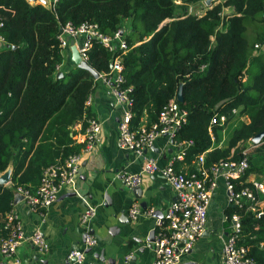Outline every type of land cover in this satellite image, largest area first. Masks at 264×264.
<instances>
[{
  "label": "trees",
  "instance_id": "1",
  "mask_svg": "<svg viewBox=\"0 0 264 264\" xmlns=\"http://www.w3.org/2000/svg\"><path fill=\"white\" fill-rule=\"evenodd\" d=\"M204 1L0 0V174L12 166L11 185L0 184V238L10 235L5 215L16 189L35 190L44 168L79 153L72 127L83 130L94 117L85 102L97 81L77 65L61 68L58 35L67 23L92 22L105 35L123 29L122 85L130 88L132 129L156 122L181 88L177 101L188 114L174 140L191 141L187 163L201 153L206 168L237 160L264 131V0H212L203 7ZM201 5L203 13L192 11ZM88 54L97 73L109 71L114 54L98 41ZM221 115L224 128L210 123ZM248 164L244 176L231 179L236 189L249 185V175L264 182V137ZM225 212L239 214L238 243L264 264V214L233 205Z\"/></svg>",
  "mask_w": 264,
  "mask_h": 264
},
{
  "label": "built area",
  "instance_id": "2",
  "mask_svg": "<svg viewBox=\"0 0 264 264\" xmlns=\"http://www.w3.org/2000/svg\"><path fill=\"white\" fill-rule=\"evenodd\" d=\"M55 1V0H52ZM58 40L61 50L67 49L70 40L76 42V47L82 61L87 62L89 50L94 40L98 41L113 58L108 72L98 73V79L110 85V94L115 104L121 108L122 114L117 125V142L120 148L135 152L144 157L141 172L133 173L127 169L118 171L117 176L127 188L138 186L142 182V174L153 175L160 172L167 184L174 192V200L168 205L161 218H156L154 224V241L152 243L154 259L151 264H179L183 256L188 254L196 240L203 234L207 221V210L213 193L218 187V179L222 178L229 198V205L243 207L250 210L256 217L264 214V182L257 180L253 175L246 178L247 186L236 189L231 179L245 175L248 164V155L256 144L252 138L241 149L240 158L222 160L209 168L204 166V154H199L194 160L195 169L190 173H183L175 169L174 161L185 157V147L191 141H175V133L187 120V110L179 105L175 99L170 100L160 111L156 122L141 124L136 129L131 128L132 113L131 100L128 92L130 88L124 87L121 66V53L126 50L123 40V29H118L113 35H105L92 22H83L74 27L71 24L61 26ZM91 96L85 102L90 106ZM226 117L211 119V124H218L224 128ZM101 122L96 118L88 120L77 140L82 145L79 153L66 157L44 168L35 190L17 188L15 194H21L24 204L31 210L46 209L58 199L63 189H77L76 178L79 174L80 161L83 153L92 151L96 138L101 131ZM159 137H165L176 147V154L169 162L160 167L152 157H145V151L152 147ZM213 138V137H212ZM242 147V144L240 145ZM154 209H142L136 200L130 205L127 215L135 220L139 215H152ZM97 213L94 205L86 204L80 215L84 226L91 223ZM6 226L10 228L7 238H0V264H25L17 255V249L23 242H30L39 252L48 250V243L39 228L31 234H26L18 214L12 208L6 215ZM229 221L230 232L224 240L222 248V264H256L249 255V248L239 244L238 240L242 230L240 216L232 213L226 216ZM97 243L95 236L85 231V245L92 248ZM69 259L81 264L85 258L84 250L72 249L68 253ZM130 255L126 257L129 259Z\"/></svg>",
  "mask_w": 264,
  "mask_h": 264
},
{
  "label": "crops",
  "instance_id": "3",
  "mask_svg": "<svg viewBox=\"0 0 264 264\" xmlns=\"http://www.w3.org/2000/svg\"><path fill=\"white\" fill-rule=\"evenodd\" d=\"M37 2L49 5L50 0L30 3ZM3 47L0 38V50ZM64 50L62 69L75 65L71 60L70 43ZM95 80L97 82L90 95L89 107L94 118L102 125L92 151L81 156L75 185L77 195L73 194L72 188L63 189L50 207L36 211H31L22 199L13 202V209L26 234L39 228L48 243V250L41 253L30 242H23L17 249V255L25 264H77L74 259L67 257L72 249L84 250L85 258L81 264H151L154 259L153 246L147 238L152 231L155 235V220L162 217L174 200V192L160 172L153 175L142 174L139 199L118 178L117 173L121 169L140 173L144 157L119 147L117 125L122 110L110 94V85L98 78ZM243 120L247 121V118L243 117ZM72 130L75 134L70 135L79 144L77 140L82 132L80 125L76 124ZM176 151V147L167 138L159 137L145 151V157L154 158L163 167ZM174 167L180 172L190 173L195 169L192 167L196 166L193 161L187 163L182 159L175 160ZM7 170L9 180L3 184L5 186L11 185L12 166L5 171ZM136 200L146 203V207L142 208L144 210L153 208V214H142L135 220H130L127 211ZM86 204L96 206L97 213L91 223L84 226L80 215ZM229 206L224 181L219 178L218 187L208 206L205 230L179 264H222V248L225 237L230 232L229 221L225 220L228 216L225 209ZM87 230L97 240L92 248L85 245ZM128 255L130 258L126 259Z\"/></svg>",
  "mask_w": 264,
  "mask_h": 264
},
{
  "label": "water",
  "instance_id": "4",
  "mask_svg": "<svg viewBox=\"0 0 264 264\" xmlns=\"http://www.w3.org/2000/svg\"><path fill=\"white\" fill-rule=\"evenodd\" d=\"M27 1L35 2V1H40V0H27ZM211 2H212V0H205V4L206 5H210ZM59 32H61V29L59 30ZM70 50H71V60L73 61V63L75 65L79 66L80 68H83L85 70H88L92 74V76L95 79H97L98 78V73L93 68H91L87 62H84V61L81 60L80 55L78 53V49H77L76 45L74 44V40H71L70 41ZM61 75H62V73L61 72H58L56 74V77H60ZM176 98H177L178 101H182V94H181V88L180 87H179V90L177 92ZM263 137H264V131H261V132L257 133L256 135H254L252 137V141L255 144H258V143L261 142V140L263 139ZM8 180H9V171L7 170V171L3 172L0 175V184H4ZM131 191H132V193L134 194V196L136 198H138V199L141 198V188H140L139 185L138 186H135V187H132L131 188ZM73 194L74 195H77V192L74 191ZM22 198L23 197H22L21 194H16L15 195V198H14V201L16 202L17 200H20ZM140 205H141L142 208H145L146 207V203L145 202H141ZM147 240L150 243H153V241H154V231H152L150 233V235L147 238Z\"/></svg>",
  "mask_w": 264,
  "mask_h": 264
},
{
  "label": "rangeland",
  "instance_id": "5",
  "mask_svg": "<svg viewBox=\"0 0 264 264\" xmlns=\"http://www.w3.org/2000/svg\"><path fill=\"white\" fill-rule=\"evenodd\" d=\"M221 1H223V0H216L215 2H221ZM204 5H206L205 4V1L203 2V7H204ZM203 7H202V5L201 6H194L191 9H192V11L193 10H196V11H198V13H203V11H204V8ZM229 11H230V9L227 6H225L223 8V13L227 14V13H229ZM64 51H66V50L63 49L62 52H64Z\"/></svg>",
  "mask_w": 264,
  "mask_h": 264
}]
</instances>
